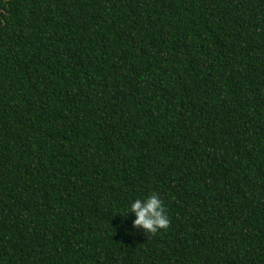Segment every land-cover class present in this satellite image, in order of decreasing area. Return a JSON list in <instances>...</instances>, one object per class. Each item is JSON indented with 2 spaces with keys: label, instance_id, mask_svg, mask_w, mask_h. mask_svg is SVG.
Here are the masks:
<instances>
[{
  "label": "trees",
  "instance_id": "obj_1",
  "mask_svg": "<svg viewBox=\"0 0 264 264\" xmlns=\"http://www.w3.org/2000/svg\"><path fill=\"white\" fill-rule=\"evenodd\" d=\"M0 264H264V0H0Z\"/></svg>",
  "mask_w": 264,
  "mask_h": 264
},
{
  "label": "clouds",
  "instance_id": "obj_2",
  "mask_svg": "<svg viewBox=\"0 0 264 264\" xmlns=\"http://www.w3.org/2000/svg\"><path fill=\"white\" fill-rule=\"evenodd\" d=\"M129 211L135 212L137 217L133 226H142L146 233L156 234L159 230L170 226L163 202L157 193H153L146 200L136 199L132 202Z\"/></svg>",
  "mask_w": 264,
  "mask_h": 264
}]
</instances>
